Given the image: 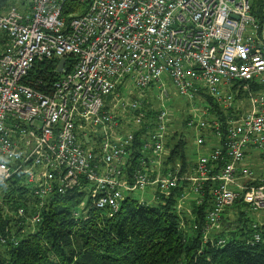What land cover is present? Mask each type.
<instances>
[{
    "label": "built area",
    "instance_id": "1",
    "mask_svg": "<svg viewBox=\"0 0 264 264\" xmlns=\"http://www.w3.org/2000/svg\"><path fill=\"white\" fill-rule=\"evenodd\" d=\"M253 2L0 0V246L74 191L75 220L112 218L135 193L144 207L173 200L178 228L217 247L235 203L263 226L264 8ZM46 61L58 77L28 82ZM181 126L195 148L185 164L166 146ZM14 176L26 210L3 198Z\"/></svg>",
    "mask_w": 264,
    "mask_h": 264
},
{
    "label": "trees",
    "instance_id": "2",
    "mask_svg": "<svg viewBox=\"0 0 264 264\" xmlns=\"http://www.w3.org/2000/svg\"><path fill=\"white\" fill-rule=\"evenodd\" d=\"M263 8V0H254V13L260 14ZM64 9L77 11L83 7L67 2ZM66 62L69 67L73 64L70 58ZM55 66V61L36 65L27 81H54L58 77L53 73ZM183 136L180 130L170 134L166 146L171 149L170 160L185 164L189 154ZM21 181L14 176L2 190L11 209L22 206L26 210L27 205H33ZM80 200L75 191L52 197L44 204L41 222L33 234L26 231L20 235V230L14 229L20 237L17 246H0V264H264V225L253 229L254 218L239 202L223 216L218 237L224 238V245L217 247L218 240H201L200 229L183 232L178 228L173 200L144 207L129 196L112 218L91 209L87 220H75L72 213ZM204 211L205 206L197 209L198 222H202ZM229 211L232 219L227 217ZM255 234L260 235L259 243L252 240Z\"/></svg>",
    "mask_w": 264,
    "mask_h": 264
},
{
    "label": "rangeland",
    "instance_id": "3",
    "mask_svg": "<svg viewBox=\"0 0 264 264\" xmlns=\"http://www.w3.org/2000/svg\"><path fill=\"white\" fill-rule=\"evenodd\" d=\"M174 120V122H175V118L173 119ZM179 126V125H178ZM177 127V126H176ZM180 131L181 132H183V133H185V134H187L186 135V139H184L185 141H186V148H187V152H188V154H189V156H190V159H191V156H192V154H194V151H195V148L193 147V144H192V135H191V133L190 132H188L187 133V131L185 130V129H183V130H181L180 129ZM190 133V134H189ZM193 157V156H192ZM141 197V195L139 194V193H135V194H133L132 195V198H134V199H136V200H138L139 198ZM146 200H149L146 196H143ZM230 216H232V214H231V212L229 211V213L227 214V217H230ZM231 219L233 218V216L232 217H230ZM230 219V220H231Z\"/></svg>",
    "mask_w": 264,
    "mask_h": 264
},
{
    "label": "water",
    "instance_id": "4",
    "mask_svg": "<svg viewBox=\"0 0 264 264\" xmlns=\"http://www.w3.org/2000/svg\"><path fill=\"white\" fill-rule=\"evenodd\" d=\"M63 64H64V60H60L59 63H58V66H57V72L60 73L61 72V69L63 67Z\"/></svg>",
    "mask_w": 264,
    "mask_h": 264
}]
</instances>
